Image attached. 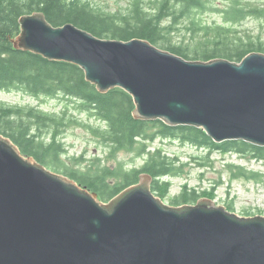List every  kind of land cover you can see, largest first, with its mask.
Returning a JSON list of instances; mask_svg holds the SVG:
<instances>
[{
  "label": "water",
  "instance_id": "95a60500",
  "mask_svg": "<svg viewBox=\"0 0 264 264\" xmlns=\"http://www.w3.org/2000/svg\"><path fill=\"white\" fill-rule=\"evenodd\" d=\"M19 21L14 48L77 64L100 92L122 88L136 118L264 147V53L189 61L146 40L54 27L42 14ZM141 177L104 203L0 135V264H264V216L206 198L168 206Z\"/></svg>",
  "mask_w": 264,
  "mask_h": 264
},
{
  "label": "trees",
  "instance_id": "16d2710c",
  "mask_svg": "<svg viewBox=\"0 0 264 264\" xmlns=\"http://www.w3.org/2000/svg\"><path fill=\"white\" fill-rule=\"evenodd\" d=\"M91 1L0 0V92L20 91L36 98L57 99L62 104L59 111L49 112L34 105H7L0 101V135L16 145L24 157H31L46 169L96 193L104 203L137 185L142 175L150 176L149 188L154 195L162 202L166 199L171 186L169 177L179 173L184 164L178 163L176 157L162 154L161 149L147 148V143L155 138H178L207 150V155L214 151L233 152L264 162V147L240 140L215 143L199 127L136 118L133 98L122 88L100 92L77 64L14 48L12 41L19 36L22 16L42 14L54 27L72 24L102 39L146 40L189 61L225 58L240 62L251 52L264 53V46L259 40L244 43L235 36L234 27L249 15L264 17L263 10L244 0H227L222 23L206 24L192 18L187 26L189 37L183 39L186 44H178L173 42L172 33L178 29L179 20L211 9L212 0H130L124 11L103 9ZM167 19H171L169 24H163ZM72 109L85 114L86 120L94 119L99 124L79 121ZM70 123L89 129L99 145L107 150L105 158L128 151L136 157H144V162L128 167L118 162L110 168L103 163L102 156L93 157L86 164L79 162L82 156L71 158L76 160L74 163L71 159L68 161L63 158L66 148L60 134ZM226 165L233 177L257 179L262 175L243 166ZM214 196V188L197 190L184 185L169 199L170 205L181 206L195 204L200 198L211 201ZM226 209L232 211L231 206Z\"/></svg>",
  "mask_w": 264,
  "mask_h": 264
},
{
  "label": "rangeland",
  "instance_id": "374dc122",
  "mask_svg": "<svg viewBox=\"0 0 264 264\" xmlns=\"http://www.w3.org/2000/svg\"><path fill=\"white\" fill-rule=\"evenodd\" d=\"M95 5L107 9L124 11L130 0H92ZM91 1V2H92ZM250 6L259 8L264 11V0H244ZM93 3V4H94ZM228 5L227 0H212V7L204 12H196L191 17H182L177 25V30L173 32V42L183 43L184 37L188 38L190 30L187 26L190 25L191 19L206 24H220L223 22L222 10ZM172 19V17H171ZM167 19L163 24L167 25L171 21ZM235 36L241 38L245 42H258L264 46V17L257 15H249L244 20L235 25ZM158 47V46H157ZM159 48V47H158ZM163 51L165 49L160 48ZM0 101L7 105H34L44 111H59L62 104L57 99L53 98H36L20 91H1ZM72 114L79 121H85L92 125H97V120H86L87 117L83 113H78L72 109ZM60 141L63 147L66 148L68 161L71 158L83 157L79 162L82 164L88 163V160L96 156H102L104 164L113 168L118 162L123 163L125 167L128 165H141L145 158L136 157L135 153L121 151L115 154L114 158H105L107 150L99 145V141L92 135L89 129L70 123L65 127V130L60 134ZM147 148L151 151L161 149L162 154L174 158L178 163L184 164L179 173L169 177L171 184L169 193L163 203L170 206V197L179 193L181 188L186 185L188 188L197 190H211L214 188V199L211 203L214 206L232 207L233 213L243 217L264 216V162L254 159H247L233 152L220 153L217 151L208 154L207 150L196 147L190 143L182 142L180 139H164L155 138L147 143ZM206 157V158H205ZM208 157V158H207ZM73 159H71L72 161ZM76 160L72 161L73 163ZM205 163V165H200ZM226 164H234L243 166L248 170L258 171L262 175L257 179H246L244 177H233L227 169ZM52 171V170H51ZM60 175V174H59ZM199 200H202L200 198Z\"/></svg>",
  "mask_w": 264,
  "mask_h": 264
},
{
  "label": "bare ground",
  "instance_id": "6f19581e",
  "mask_svg": "<svg viewBox=\"0 0 264 264\" xmlns=\"http://www.w3.org/2000/svg\"><path fill=\"white\" fill-rule=\"evenodd\" d=\"M17 39V38H16ZM15 40V39H14Z\"/></svg>",
  "mask_w": 264,
  "mask_h": 264
},
{
  "label": "flooded vegetation",
  "instance_id": "af4514ba",
  "mask_svg": "<svg viewBox=\"0 0 264 264\" xmlns=\"http://www.w3.org/2000/svg\"><path fill=\"white\" fill-rule=\"evenodd\" d=\"M170 206H172V205H170Z\"/></svg>",
  "mask_w": 264,
  "mask_h": 264
}]
</instances>
